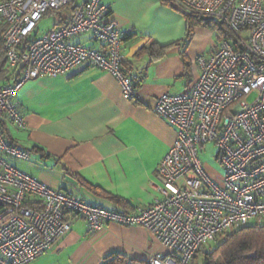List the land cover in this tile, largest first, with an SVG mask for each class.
Segmentation results:
<instances>
[{
  "label": "built area",
  "instance_id": "1",
  "mask_svg": "<svg viewBox=\"0 0 264 264\" xmlns=\"http://www.w3.org/2000/svg\"><path fill=\"white\" fill-rule=\"evenodd\" d=\"M72 0H0L2 45L11 79L0 86L3 117L25 128L15 96L39 77L80 66L114 76L127 99L139 76L127 67L123 33L107 19L101 0L72 6L64 23L39 34L49 11ZM180 12L207 17L229 32L209 55H198L199 76L188 92L164 93L154 111L175 130L160 161L154 187L160 194L134 212L89 204L20 171L10 159L29 153L11 144L0 128V264H32L70 229L73 216L91 231L106 223L138 226L168 249L146 264H193L204 246L246 225H264V0H162ZM88 36L99 47L75 39ZM213 143L222 173L208 174L200 148Z\"/></svg>",
  "mask_w": 264,
  "mask_h": 264
},
{
  "label": "crops",
  "instance_id": "2",
  "mask_svg": "<svg viewBox=\"0 0 264 264\" xmlns=\"http://www.w3.org/2000/svg\"><path fill=\"white\" fill-rule=\"evenodd\" d=\"M82 1L45 15V31L64 23ZM101 2L109 9L107 19L123 33L128 69L139 76L134 97L127 99L110 73L80 66L26 82L15 96L25 128L6 117L0 128L8 141L29 153L28 160L14 159L20 171L89 204L134 212L160 197L155 174L176 137L154 111L157 98L190 91L199 76L196 57L211 54L217 44L200 27L187 39L183 14L162 0ZM75 40L99 47L88 36ZM153 48L162 54L154 58ZM6 73L0 86L11 79ZM167 252L142 227L106 223L91 231L82 217L73 216L69 231L32 264H104L115 254L147 263Z\"/></svg>",
  "mask_w": 264,
  "mask_h": 264
},
{
  "label": "trees",
  "instance_id": "3",
  "mask_svg": "<svg viewBox=\"0 0 264 264\" xmlns=\"http://www.w3.org/2000/svg\"><path fill=\"white\" fill-rule=\"evenodd\" d=\"M49 13H56L49 11ZM186 23V38L192 35L193 28L197 25H205L217 30L222 36L228 37L230 34L221 24H212L209 21H202L200 17L181 12ZM5 24L0 22V80L7 77L5 66V51L2 45V34L5 30ZM154 47V46H151ZM145 49V48H144ZM143 49V50H144ZM152 56L158 57L162 50L155 51L153 48ZM139 82L136 84L138 86ZM12 144V142L9 140ZM39 149V148H36ZM214 243V242H212ZM216 245L204 252L201 264H264V225H246L228 233L224 238L216 240ZM202 249V248H201ZM200 249V250H201ZM199 250V251H200ZM198 251V252H199ZM193 257V264H196L197 254ZM104 264H146L132 263L126 257L115 254L108 256Z\"/></svg>",
  "mask_w": 264,
  "mask_h": 264
},
{
  "label": "rangeland",
  "instance_id": "4",
  "mask_svg": "<svg viewBox=\"0 0 264 264\" xmlns=\"http://www.w3.org/2000/svg\"><path fill=\"white\" fill-rule=\"evenodd\" d=\"M48 25H49L48 21H42L41 20L39 23V34H42L45 31V29L48 27ZM195 27H197V28L200 27L202 30L208 31L210 33L209 36H210L212 42L214 44L218 43V38H217L216 33L212 27H208L205 25H197ZM209 47L212 48L213 47L212 44H210ZM209 54L203 53V55H209ZM199 157H200L201 161L203 162L205 169L208 172V174L212 175V177L217 179L220 176V174L222 173V166H221V164L217 158V148L215 147V145L213 143H208L206 146L200 148ZM10 161L13 163L14 159H10ZM215 245H216V243L214 242V243H209L208 245L202 247V249L197 254V260L195 263L201 264L202 263V256H203L204 252L212 249Z\"/></svg>",
  "mask_w": 264,
  "mask_h": 264
},
{
  "label": "water",
  "instance_id": "5",
  "mask_svg": "<svg viewBox=\"0 0 264 264\" xmlns=\"http://www.w3.org/2000/svg\"><path fill=\"white\" fill-rule=\"evenodd\" d=\"M200 19H201L202 21H207V20H208L207 17H200Z\"/></svg>",
  "mask_w": 264,
  "mask_h": 264
}]
</instances>
